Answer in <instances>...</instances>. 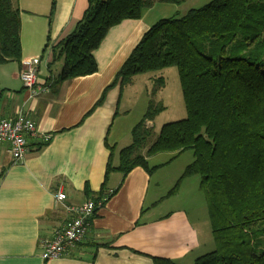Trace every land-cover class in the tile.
<instances>
[{"label":"crops","instance_id":"obj_1","mask_svg":"<svg viewBox=\"0 0 264 264\" xmlns=\"http://www.w3.org/2000/svg\"><path fill=\"white\" fill-rule=\"evenodd\" d=\"M88 3L15 0L21 11L22 57L0 64V119H13L23 111L37 123L40 135L29 138V151L20 162L14 161L9 144L0 142V264H156V257L193 264L216 247L211 227V237H201L200 226L208 227L200 179L189 177L182 190L171 193L182 166L171 178H155L185 151H167L170 157L162 162L156 158L164 152L149 156L150 166H159L152 172L142 166L127 174L114 168L106 179L108 163L112 158L113 166H118L125 147L111 140L116 120L136 106L130 84L155 75L139 74L128 86L109 87L96 106L148 29L190 8L155 0L140 18L126 19L108 31L94 51L98 71L61 81L65 58L55 54L54 47L74 31ZM35 57L41 59L39 81L47 88L31 98L20 73L23 62ZM146 125L152 128L154 119ZM42 133H50L51 139L44 141ZM130 138L126 146L132 143V132ZM193 160L191 156L183 165ZM186 186L195 191L193 196L185 193ZM59 189L70 204L109 195L83 241L68 254L45 260L42 239L71 217L65 203L55 198Z\"/></svg>","mask_w":264,"mask_h":264},{"label":"trees","instance_id":"obj_2","mask_svg":"<svg viewBox=\"0 0 264 264\" xmlns=\"http://www.w3.org/2000/svg\"><path fill=\"white\" fill-rule=\"evenodd\" d=\"M154 2L89 0L74 31L54 47L65 58L59 80L98 71L94 51L108 31L140 18ZM21 57V11L15 0H0V64ZM172 66L179 69L187 116L163 124L148 143L152 130L146 122L165 108L150 101L133 127L132 143L120 151L119 165L113 166L112 158L108 163L106 179L114 168L127 174L142 166L152 172L159 166H150L149 156L192 150L194 160L176 185L193 174L201 176L216 245L193 264H264V0H211L158 20L96 106L109 87Z\"/></svg>","mask_w":264,"mask_h":264},{"label":"built area","instance_id":"obj_3","mask_svg":"<svg viewBox=\"0 0 264 264\" xmlns=\"http://www.w3.org/2000/svg\"><path fill=\"white\" fill-rule=\"evenodd\" d=\"M40 57L23 62L21 79L31 98L39 96L46 90V85L39 81ZM40 130L37 123L23 111H19L15 118L0 119V142L9 144V151L15 162L24 159L29 151V138L38 137ZM42 139L48 141L52 135L42 133ZM108 195L99 198H88L80 204L65 203L67 194L59 189L55 198L62 203L71 217L65 223L55 228L49 237L42 239V257L45 260L60 258L69 253L71 248L83 241L88 233L92 220L99 208L108 198Z\"/></svg>","mask_w":264,"mask_h":264},{"label":"rangeland","instance_id":"obj_4","mask_svg":"<svg viewBox=\"0 0 264 264\" xmlns=\"http://www.w3.org/2000/svg\"><path fill=\"white\" fill-rule=\"evenodd\" d=\"M210 1L211 0H187L186 2L182 3L183 4L182 8L183 10L185 9L188 10L189 8H193V7H201ZM153 75L155 76H153L152 79L147 80L143 78L145 76H142L141 78H138V80L130 84L131 88L129 89L133 90V92H131V96L133 95L132 100L133 97H135L136 106L134 109H132L130 114H124V113L120 114L113 128L111 140H117L121 145L126 146L128 144L127 140L128 142L129 140H131L130 137L133 127L141 120L144 112L146 111L148 105L150 104V101L152 100L157 104L164 105L165 108L162 111L158 112L154 117V125L151 128L152 136L150 137L148 143L153 142L157 138L163 124L171 121L181 120L187 116V109L185 106L179 69L176 66L167 67L162 70L153 72ZM145 93L148 94L145 95ZM142 150L143 149H141V152ZM168 153L169 152L161 153L160 156H157L156 160H158L159 162L168 160V158L170 157ZM191 156H194L192 150L185 151L183 154H181V156H179L176 162H174L171 168L166 167L163 168V170L158 171L157 172L158 174H156L155 178L158 179L160 175L165 176V177L162 176V179H165L166 177L171 178L174 176V170L179 167L181 168V166H182V171H184L183 169H185L186 165L183 164H185V162L189 160ZM151 164L153 165V163ZM169 170L170 172L167 173ZM189 177H192V179L193 178L198 179L197 177H199L201 183V176L199 174H193L191 176L185 177L181 182H179L178 185H176L175 183L172 189L174 187L175 188L178 187L177 191L182 190L185 187L186 182L189 181L187 180V178ZM165 186H169V185L165 184ZM188 188L189 187H187L185 193L187 195L193 196L195 194V191H191V189ZM200 189L201 190L198 191H200L199 192L200 196L204 198V202H202V204L206 212V227H208L205 228L200 226L202 232L201 237L205 238L207 237V235L211 237L212 229L210 230L211 226L209 223L210 218L207 208L206 193L201 187ZM194 200H197V198H194ZM204 231H207V234H205Z\"/></svg>","mask_w":264,"mask_h":264}]
</instances>
